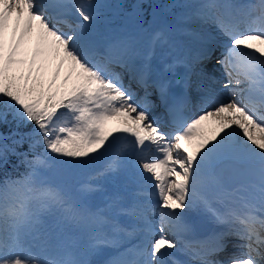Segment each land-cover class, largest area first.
<instances>
[{"label": "snow or ice", "instance_id": "6c2138e0", "mask_svg": "<svg viewBox=\"0 0 264 264\" xmlns=\"http://www.w3.org/2000/svg\"><path fill=\"white\" fill-rule=\"evenodd\" d=\"M0 264H264V0H0Z\"/></svg>", "mask_w": 264, "mask_h": 264}, {"label": "rangeland", "instance_id": "374dc122", "mask_svg": "<svg viewBox=\"0 0 264 264\" xmlns=\"http://www.w3.org/2000/svg\"><path fill=\"white\" fill-rule=\"evenodd\" d=\"M162 1L165 2V0H162ZM169 2H171V0H166L165 3H169ZM217 72H218V75L216 77L217 83L215 85L220 86L219 88H217V91H219L221 93V90L224 89L223 85H224V82L226 80H224L222 82L219 81L218 80V76H220V74H223V71L217 69ZM195 110L196 109L193 107V111H195ZM100 164H101L100 162H97V164H94V165H89V166L76 168V169H79V171L74 170L71 173L70 182L60 183V184L65 185L70 191H72L73 194H76L77 189L79 188V186L82 183H85V182H94V183H96L97 184L96 189L94 191L90 192L88 195H89V198L92 201V203L95 204V205H97L99 203V205H97V206H100V207H103L104 204L106 203V199H105L103 193L106 192L110 196H113V191L115 189H118V191H120V192H122L124 194V203L126 204L128 202V200L130 199L129 192L125 191L121 187V185L119 183H117V182H114L112 180H105L102 177H98L96 175V170H92V167H94L96 165L99 166L98 167V169H99L101 167ZM73 179L76 180L75 183L74 182L71 183ZM52 183L56 184L53 181H52ZM101 187L103 188L102 190H100ZM131 190H133V189H129V191H131ZM118 218H122L123 219V218H129V217L121 215ZM44 219L49 221V219L51 220L52 218L48 217V216H45ZM128 220L131 221L130 218ZM156 226H157V229H158V227H159L158 222H156ZM103 250L104 251L108 250V248H104Z\"/></svg>", "mask_w": 264, "mask_h": 264}, {"label": "bare ground", "instance_id": "6f19581e", "mask_svg": "<svg viewBox=\"0 0 264 264\" xmlns=\"http://www.w3.org/2000/svg\"><path fill=\"white\" fill-rule=\"evenodd\" d=\"M219 70H222L223 71V69L222 68H218ZM218 80L219 81H224V80H227V77L226 76H224L223 74H220V76H218ZM216 89L217 88H219L220 86H218V85H213ZM221 98L222 99H225V100H227L228 98H230L229 97V90L228 89H223V90H221ZM101 164L100 165H102V162H100ZM98 167L99 166H94V167H92V170H98ZM76 171H79V169H75ZM103 188L101 187L100 188V190H102ZM117 194H119L120 196H122V197H124V194L122 193V192H120V191H118V189H115L114 191H113V196H115V195H117ZM103 195H104V197H105V199H106V201L108 200V198L109 197H112V196H110L108 193H106V192H104L103 193ZM97 205H99V203L97 204ZM129 218H118V221H119V223L122 225V226H124V225H130L131 223H132V221H129L128 220ZM154 221H156V222H158V217H153L152 218ZM49 221H50V219H49ZM133 238H135V237H132V239ZM232 249H231V247H230V251H231ZM104 251V250H103ZM104 252H108L107 250H105ZM105 258V256L104 255H93L92 257H91V260H93L94 262H97V261H102L103 259Z\"/></svg>", "mask_w": 264, "mask_h": 264}, {"label": "water", "instance_id": "95a60500", "mask_svg": "<svg viewBox=\"0 0 264 264\" xmlns=\"http://www.w3.org/2000/svg\"><path fill=\"white\" fill-rule=\"evenodd\" d=\"M50 178L53 179L56 183H61V182H67L70 180L71 175L70 174H65L61 172H51Z\"/></svg>", "mask_w": 264, "mask_h": 264}, {"label": "trees", "instance_id": "16d2710c", "mask_svg": "<svg viewBox=\"0 0 264 264\" xmlns=\"http://www.w3.org/2000/svg\"><path fill=\"white\" fill-rule=\"evenodd\" d=\"M16 163H17L16 158L15 157L11 158V160L9 162V166L7 167L6 171L12 172L13 174H15V170L13 168V165L16 164ZM18 171L23 172L24 171V166L23 165L19 166Z\"/></svg>", "mask_w": 264, "mask_h": 264}]
</instances>
